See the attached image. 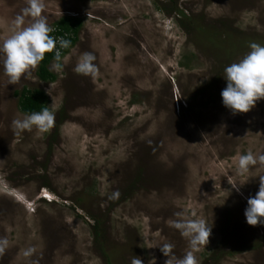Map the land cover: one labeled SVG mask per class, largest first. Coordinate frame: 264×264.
I'll list each match as a JSON object with an SVG mask.
<instances>
[{"label":"rangeland","instance_id":"374dc122","mask_svg":"<svg viewBox=\"0 0 264 264\" xmlns=\"http://www.w3.org/2000/svg\"><path fill=\"white\" fill-rule=\"evenodd\" d=\"M44 3L51 27L64 15L82 25L61 68L50 61L53 82L36 68L8 84L0 52V264H164L159 246L189 250L176 213L212 226L199 264H264V225L244 215L264 166L237 173L239 156L264 154V99L233 115L220 95L224 69L264 46V0ZM25 7L0 0V45ZM84 52L95 77L74 71ZM24 86L48 95L50 131L13 130Z\"/></svg>","mask_w":264,"mask_h":264},{"label":"clouds","instance_id":"9594fccd","mask_svg":"<svg viewBox=\"0 0 264 264\" xmlns=\"http://www.w3.org/2000/svg\"><path fill=\"white\" fill-rule=\"evenodd\" d=\"M44 10V0H27V7L16 15L10 26V35L0 45V52L3 53V70L8 77V84L16 85L22 78L30 77L47 53L55 52L56 61H60L57 43L60 48L70 46L69 41L62 37L57 41V38L51 35L54 29L43 15ZM26 18H30L27 23ZM249 47L250 51L239 62L232 63L224 69L227 84L220 95L224 107L233 115L248 113L258 101L264 99V46L253 42ZM95 60L93 53L84 52L74 71L84 76H97L99 69L94 63ZM56 67L60 69L61 65L57 63ZM54 125L55 115L48 107L12 121L13 130L17 135L24 131H32L33 128L46 133ZM257 164L264 166V154L257 156L249 151L239 156L237 173L245 175ZM228 182L237 192L240 190L239 186L243 185L234 181ZM119 195V191L116 190L111 198L117 199ZM45 197L44 195L43 198ZM176 215L181 218L172 221L171 226L188 240L189 250L182 258H178L173 252V244L165 243L159 246L160 251L167 257L164 264H199L195 253L208 245L212 226L202 218H187L181 213ZM244 215L249 226L264 225V176H260L259 189L255 196L247 199ZM7 244L6 239H0V255L4 253ZM34 252V248H29L24 252V256L30 257ZM32 264H38V261H33ZM131 264H143V261L140 257L134 256Z\"/></svg>","mask_w":264,"mask_h":264},{"label":"trees","instance_id":"16d2710c","mask_svg":"<svg viewBox=\"0 0 264 264\" xmlns=\"http://www.w3.org/2000/svg\"><path fill=\"white\" fill-rule=\"evenodd\" d=\"M176 10L182 13L181 10ZM82 25V19L77 16L64 15L56 20L52 26L54 31L52 34L62 35V38L70 42L68 48H60L61 58L69 52V50L75 45L78 39V32ZM51 60H55V53H47L43 61L37 67V77L45 82H53L56 79V74L51 71L48 67ZM61 60V59H60ZM60 63V61H56ZM18 96V107L20 111L24 114H31L33 112H39L44 107H48L49 98L46 92L40 88H28L26 86L22 87L20 91L16 92ZM49 108V107H48ZM97 230H95L96 232ZM98 233V232H97ZM96 233V234H97Z\"/></svg>","mask_w":264,"mask_h":264},{"label":"built area","instance_id":"2783aa9c","mask_svg":"<svg viewBox=\"0 0 264 264\" xmlns=\"http://www.w3.org/2000/svg\"><path fill=\"white\" fill-rule=\"evenodd\" d=\"M52 36L56 37L57 38V41H59V38L62 37V35H57V34H52ZM57 49L59 50V52L61 51V49L59 48V43H57ZM55 53V52H54Z\"/></svg>","mask_w":264,"mask_h":264}]
</instances>
